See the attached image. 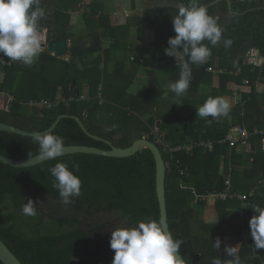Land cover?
Listing matches in <instances>:
<instances>
[{
    "label": "trees",
    "instance_id": "1",
    "mask_svg": "<svg viewBox=\"0 0 264 264\" xmlns=\"http://www.w3.org/2000/svg\"><path fill=\"white\" fill-rule=\"evenodd\" d=\"M199 2V5H202L201 1ZM78 3L79 0H49V4H46L44 0H39V7L44 9L45 15L39 21L38 30L41 32L48 29V42L58 40L79 42L70 32L71 27L69 26L73 14H75L74 11H77L79 7ZM92 3L88 8L90 11L85 12L84 20L89 29L87 38L93 43L89 47L79 46L75 43L70 49L72 61L83 60L98 52L101 50L102 42H127L130 29L146 27L144 26L146 15L129 17L126 25L114 26L102 5ZM134 6L135 0H132V8ZM218 7L223 8L222 6ZM215 9L208 10L209 15L214 18ZM71 11L73 13H70ZM237 11L241 14L229 16L227 22L221 27L223 31L221 41H219V51L223 55L237 59L238 63H242L246 56L247 45L251 43L252 48L256 49L259 55L264 58L263 5L255 1L247 6L238 5ZM145 12L149 13L148 20L155 31L153 41L155 43L150 49L151 52L147 51L146 66L166 71L171 76H175L174 79L177 81L181 69L175 57L167 55L165 50L169 47V38L176 35L173 30V16L177 14L178 9L152 7ZM97 14L99 16H96ZM226 40H231V45L226 46ZM204 44L212 47V59L216 45H212L207 40L204 41ZM2 56L3 54L0 53V57ZM41 58L44 59L40 68L31 67L19 61H11L7 57H3V61H0L5 74L0 88L12 98L9 104L5 99L0 98V123L30 133L44 132L54 124L59 116L70 115L80 118L90 134L110 141L114 146L127 148L133 144L135 140L129 138L116 139L117 134L121 131L119 123L113 122V126L109 125L107 121L105 122L106 119H112L109 117L110 115L114 114L115 116V111H112L114 108L107 109L106 107H110L108 105L101 107L95 99L98 94V86L104 80L103 76L106 75V72H101L98 69L100 60L79 74L82 77V73L87 71L90 75H94V78L89 81V101L75 100L69 107L60 106L58 109L49 110L54 112L53 116L48 113L47 109L20 103L19 101L22 99L21 83L26 77H30L34 81V86L30 89L31 97L35 98L34 100H51L54 91L60 92L63 98L68 99L74 96L76 88L79 89L80 95H83L80 77L72 72V61L71 63L60 62L46 53H43ZM185 60H188V57H185ZM210 62L203 65L202 69H198L195 64L190 65L192 95L198 93L201 83L204 82L199 70L205 73L206 68L212 67ZM52 63L57 64V69L61 70L60 66H62L65 70V75L59 82L50 81L43 74L45 66ZM252 69V66H242L240 76L226 75L225 78L227 81L236 80L239 84L248 78L253 85L260 75V70L253 73ZM21 73L22 81L18 87H15ZM35 82L41 85L44 92L39 98H37L39 94H37ZM227 92V89L223 87L219 92V97ZM258 93L253 86L252 92L248 95L250 101L245 107L242 109L237 106L236 110H229L225 119L232 115L234 118L232 125H229L227 120L213 123L215 118L211 116L193 122L190 118L181 116L180 110L161 119L160 131H166L165 141L171 145L183 144L190 138L220 139L235 124H243L253 134L250 139L254 150L253 163L247 170L248 178H242L237 182L233 181L235 189L243 187L246 194L252 188L257 187L256 194L250 199L251 205L243 221H241L237 210H234L221 216L216 223L199 222L198 219L206 202L201 201L193 206V190L198 195L206 196L210 192L223 189L224 174L228 173V165L236 156V148L231 151L228 148H217L213 152L197 149L189 156L176 155L173 159L162 153L164 161L168 165L166 166L165 187L169 229L175 240L183 242L179 254L187 264H212L215 258H219L222 264H225L227 260L232 259V257L222 255L226 237L222 229L223 226L228 225L232 230V235L238 237L244 231L250 230L249 222L255 214L252 208L256 205L264 207V150L262 149L264 136L254 134L255 129L264 130V94L259 96ZM158 95L162 97L163 92H158ZM191 104L195 103L191 102ZM151 105L158 104L154 102ZM7 106L8 111L6 110ZM86 111L87 115H85ZM241 113H244L243 118L240 116ZM185 120L190 121L181 126ZM52 132L63 138L64 147L88 146L111 150V147L105 142L88 136L71 117L62 119ZM147 140L155 143L153 136H149ZM38 151L39 146L33 142L31 137L0 132V155L20 161L29 159L30 153L33 157L38 156ZM223 156L226 157V169L220 173L219 164ZM60 162L65 163L82 181L81 194L78 197H72V202L67 205L62 202L58 190L53 187L55 178L50 171L55 164ZM73 165L78 166V171H75ZM233 172L234 168H232ZM156 173L155 158L149 150L122 159L85 154L68 155L22 169L0 164V239L23 264H112L113 259L105 261L99 258L100 249L94 248L95 251H90L94 247L93 245L102 240L103 233L111 239V235L106 229V223L96 222L94 219L103 214L117 213L124 216L130 227L139 221L161 219ZM255 184L257 186H254ZM26 198L38 202L35 205L37 211L35 216L23 214L22 208L27 203ZM230 202L233 201H217L216 209L218 210L221 204L227 206ZM5 206L11 207L13 213H6ZM45 213H49L51 216L46 219L49 224L45 226L50 233L42 234L39 232L40 228L32 225L33 231L39 234L30 236L27 233L16 231L12 226L16 214L26 216L34 224L40 225ZM63 215L67 216L63 217ZM84 223L86 227H82ZM196 223L198 224L195 225ZM65 225L73 226V228L62 231L61 229ZM54 230H58V232L52 233ZM217 238L221 240L220 249L215 247ZM83 253H90L94 258L93 261L87 263L77 261L76 257ZM238 256L242 264H264V249L255 250L253 239L242 244ZM0 264H2L1 261Z\"/></svg>",
    "mask_w": 264,
    "mask_h": 264
},
{
    "label": "crops",
    "instance_id": "2",
    "mask_svg": "<svg viewBox=\"0 0 264 264\" xmlns=\"http://www.w3.org/2000/svg\"><path fill=\"white\" fill-rule=\"evenodd\" d=\"M94 1L95 0H92L91 2H94ZM101 1L103 2V4H106L104 5L105 7L110 6L109 4H107V2L112 3L111 0H101ZM136 1H137V7H138V9L136 8V10L145 12L146 10L151 9L153 7V3L151 2V0H142L143 3L140 0H135V3ZM148 1L151 4L149 6H148ZM160 1L172 2L171 0H160ZM252 1H256L260 3L259 0H252ZM131 3H132V0H131ZM115 9L121 11L120 15H118L117 17L122 16L123 12L120 8H118L117 5ZM79 11H81V13L79 14L81 15V20L85 21L84 20L85 14L87 13V11L89 12L90 10L89 9L84 10V7L80 9V5H79V7L77 8V11H74V12L78 13ZM129 11H131L129 10V7L126 8V10L124 11L125 17L122 18L123 22H120V25H123V24L126 25V23L128 22L126 18H128L129 20V17H132L131 15L133 16L137 15V14L134 15L131 12L130 14ZM70 13H73V11H71ZM106 14L109 15V17L111 18V22H112L111 15L109 13H106ZM138 16L141 17L140 15ZM69 26L78 27L76 23L73 21L72 22L70 21ZM133 29H135L136 31H139V32H136L138 37L131 38V40L130 38H127V42H102L101 50L94 53L93 55H89L83 60L76 59L72 61V55H71L70 49L75 43L78 44L79 46L89 47L92 45L93 42H70L68 41L69 49L67 52V56L63 58H57L54 55L49 54L47 50L41 48L38 57H36L33 63L29 66L31 67L35 66V67L40 68L41 63L44 59V58H41V55H43V53H46L56 58L60 62L65 61L67 63H71L72 61L73 62L72 72L73 74L79 76L81 71H83L84 69L87 70V68L92 67L96 62H98V60H100L98 69L101 72H106V75L103 76L104 80H102L98 86V94H99L100 86L102 87V94L105 99V103L102 105L100 104L99 105L101 107L105 105L110 106V107H106L107 109L114 108V110L112 111H115L114 112L115 116L114 114L110 115L109 116L110 118L113 119L119 116V119H116L117 120L116 123H119V126L121 127V131L117 134L116 139H128L129 138L135 141L140 140V139L147 140L149 136H153V132L156 129L160 130V127L162 126L161 119L173 113H177L179 112V110H180L179 113L181 114V116H183L184 118L187 117V119L190 118V120H193V122H196L200 119H207L208 117H203V118L198 117L197 109L204 104V102L207 100L208 97L210 96L219 97V92H221V89L223 87H225L228 92L222 95V97L229 102L230 110L237 109V106H235L231 102L230 96L232 94V89L239 83H237L236 80L227 81L225 78L226 75H220V76L216 75V77L222 76V78H215V80H213V83L209 86L206 85L204 82H202L201 86L198 89V93L195 95L191 94L192 87L190 85L185 94H183L182 96H176L171 91V88H170V84L175 82L174 78L176 77L171 76L166 71L149 68L146 66V63H145L146 62L145 59L148 57L147 51L149 50V52H151L150 49L153 48V45L155 43L153 42L154 37H155L154 35L155 31L152 30L153 31L152 39L150 41H147L146 39H144V33H143V31L145 30L144 27H141V28L134 27ZM44 30H46L47 32L45 38H46V41H48L47 40L48 29H44ZM70 32L73 34L72 28H70ZM40 37H41V44H42L44 42V37L42 33H40ZM249 50L250 49H248V51ZM238 66L239 67L237 70L235 69L234 71H230L232 72V74H227V75H234L233 73H235L234 77L240 76V75L237 76L236 72L238 70H241L242 66H249L247 64V54L242 60V63H238ZM60 68L61 70L58 69L59 76L56 80L50 79L49 77L47 78L53 82L61 81L65 75V70L62 68V66H60ZM262 71H264V66L260 69V75L254 82V84L251 85V87L248 89V91H250L251 93L253 90V86H254L255 90L259 92L258 93L259 96H263L264 94V84L261 82L263 81V79L261 78ZM251 72L255 73V71H252V70ZM205 73L207 72L205 71ZM82 75H83L82 77L79 76L80 84L82 86V92H83V95H85L86 97H89V81L94 78V75H90L89 73H87V71L82 73ZM4 78H5V74L2 70V66L0 65V84L3 83ZM21 81H22V73L19 74L15 87H18ZM33 86H34V81L31 80L30 77H26L22 81L21 92H20L22 99L19 101L20 103L22 102L28 103L29 101L35 99L31 97L32 91L30 89L33 88ZM35 88L37 89V92H38L37 94H39L37 98L41 97L44 92L42 90L41 85L38 82H35ZM158 92H163L162 97H159ZM59 96H60V92H56L55 98L57 99L59 98ZM0 98L5 99L7 101V104H9L10 96L5 94V95H0ZM154 102H157L158 105H154V106L151 105ZM191 102H194L195 104L193 105L191 104ZM176 105H178L179 107ZM116 111L118 112L116 113ZM243 115L244 113H241L240 115L241 118L244 117ZM190 120H188V122ZM225 120H227V123H229V125H232V123L234 122L233 116L230 115L228 116L227 119H225V116H220L219 118H215L213 119V123H217V122L219 123L220 121H225ZM188 122L185 120L183 122V125L181 126H184ZM235 125H241V124H235ZM241 126H244V125L242 124ZM263 141H264V138L262 140V143ZM262 149L264 150V143L262 145ZM253 152L254 150L252 148V143H250V141L248 143L241 144L238 146V148H236V156L228 165L229 166L228 172L230 168H234V172L232 174L233 181L237 182V181H240V179L242 178H245V179L248 178L247 170H249V168H251L252 166ZM225 158L226 157L223 156L220 161V164H219L220 173L224 172V170L226 169L225 168L226 167ZM227 174L225 173L224 177H226ZM260 183H262V181ZM254 186H257V185L255 184ZM251 187H253V185H251ZM241 188L242 189L236 188L237 192L239 194H245V191L243 190L244 188L243 187ZM254 188L257 189V187H254ZM216 204L217 202L212 199L210 200L209 203L206 202V206L204 207L202 214L200 215V218L198 219L199 222H205L207 224L216 223V221L221 216H225L227 212H232L234 210L235 211L237 210V212H239V209L243 207L241 202L237 200L230 202L227 206L221 204L218 210L216 209ZM197 224L198 223H196L195 225ZM222 229L226 236L224 240V244H223V249H222V255L225 257H229L227 252L225 251L226 246L236 247L237 248L236 255H239L241 248H242V244L247 243L249 240L253 239L251 236V230L244 231L240 236L237 237L235 235H232V230L228 225H224Z\"/></svg>",
    "mask_w": 264,
    "mask_h": 264
},
{
    "label": "clouds",
    "instance_id": "3",
    "mask_svg": "<svg viewBox=\"0 0 264 264\" xmlns=\"http://www.w3.org/2000/svg\"><path fill=\"white\" fill-rule=\"evenodd\" d=\"M45 15L44 9L39 7V0H0V61L7 57L11 61H19L31 65L38 57L41 49L39 21ZM174 37L168 40L169 47L166 54L175 57L180 67V77L170 84L171 91L176 96H182L188 90L192 79V64L203 65L211 55V50L203 43L205 40L216 45L222 38L223 29L217 18L209 15L207 9L199 6L196 0H190L188 6L178 5V12L173 16ZM226 40L225 45H231ZM188 57V60H185ZM230 110L229 102L223 97H208L197 109L198 117L227 116ZM32 140L39 146L38 156L29 154V160L54 159L64 151V141L52 131L31 133ZM75 171L78 166L73 165ZM55 178L53 187L59 192L62 202L67 205L72 197L81 194V179L73 170L63 163H57L51 169ZM22 211L26 216L37 214L35 205L38 203L26 198ZM254 215L250 219L251 236L255 250L264 249V207L256 205L252 208ZM182 241L175 240L170 231L166 230L163 219H149L139 221L131 227H118L112 230L110 247L114 250L112 264H184V259L178 253ZM221 240H215V247L220 249ZM229 259L225 264H242L236 255L237 248L226 246ZM212 264H222L215 258Z\"/></svg>",
    "mask_w": 264,
    "mask_h": 264
},
{
    "label": "built area",
    "instance_id": "4",
    "mask_svg": "<svg viewBox=\"0 0 264 264\" xmlns=\"http://www.w3.org/2000/svg\"><path fill=\"white\" fill-rule=\"evenodd\" d=\"M74 20V14L73 19ZM247 64L249 66H252V71L260 70L264 66V58L261 57L258 53V51L254 48L250 49L247 53ZM205 71L209 74L213 75H227L232 74V72H228L227 70H223L220 68H213L208 67L205 69ZM235 75V73H233ZM237 76L241 74V70H238L236 72ZM251 87L250 80L247 78L243 80L242 84H237L232 89V94L230 96L231 102L235 106H240L242 109L245 107V105L250 101V98L248 95L250 94V91L248 89ZM8 95L6 92H4L0 88V95ZM9 96V95H8ZM96 101L98 104L102 105L105 103V99L102 94V87L99 88V94L96 96ZM89 101L90 97H86L85 95H80L78 99L75 98V96H72L71 98L65 99L60 94L59 98H55L54 100H31L26 104L30 107H37L47 110H55L58 109L60 106L69 107L70 104L75 101ZM12 101V98L10 97L9 103ZM8 111V106L6 108ZM254 134L264 136V130H255ZM253 134H251L244 126L241 125H234L231 126L228 130L227 134L220 139H206L203 137H200L198 139H189L187 142L179 145H171L168 142L165 141V132H161L160 130L156 129L153 132V136L155 139V144L160 148L162 153H165L166 155L170 156L172 159L176 155H186L189 156L193 154V152L197 149H202L208 152H213L217 148H228L229 150H232L234 148H238L239 145L248 143L251 139ZM264 143V141H263ZM168 166V165H166ZM232 168L229 169V172L227 176L224 179V185L223 189L219 191H213L210 192L206 196L198 195L195 190L192 191V194L194 196L193 199V206L197 205L199 202L204 201L209 203L210 200L214 201H234L237 200L241 202L243 207L239 209V217L241 221L245 218V215L247 213V210L250 207V199L254 197L256 194V188H252L249 193L245 194H239L233 183V175H232Z\"/></svg>",
    "mask_w": 264,
    "mask_h": 264
},
{
    "label": "water",
    "instance_id": "5",
    "mask_svg": "<svg viewBox=\"0 0 264 264\" xmlns=\"http://www.w3.org/2000/svg\"><path fill=\"white\" fill-rule=\"evenodd\" d=\"M151 2L153 3V7L156 9H165V8L178 9V5H179L177 3L170 1L151 0ZM201 2L205 6L207 11L210 7H214L220 3H225L228 6L229 10L232 9L233 4H239L244 6L252 4V0H201ZM259 2L264 7V0H259ZM41 48L47 50L49 54H52L57 58H63L67 56L69 45L67 40L47 42L45 38V41L41 44ZM251 48H252V44L249 43L247 45V49H251ZM210 59H211V55L207 58L206 62L203 65L208 64L210 62ZM203 65H198V66L196 65V66L198 69H202ZM261 78L263 79V81L261 82L264 84V71L261 72ZM55 94L56 92L54 91L51 98L52 100L55 99ZM74 96L76 99L79 98L80 96L79 89L77 88L75 89ZM87 113L88 112L86 111L85 115H87ZM68 117L73 118L88 136L108 144L111 147V150H101L98 148H92L88 146H65L64 153L56 158H60L68 155H75V154H85V155H95V156H103L108 158L122 159V158L132 157L144 150H149L152 152L156 162V171H157L156 184H157V195L160 204L161 219H163L165 223L166 230L170 231L168 224V213H167V205H166V187H165L167 167L160 148L155 143L150 142L146 139H140L134 141L133 144L127 148L114 146L112 142L90 134L80 118L70 115L59 116L54 122V124L44 132L54 131L58 126V124L60 123V121ZM0 132L16 134L24 137H31L30 132L23 131L21 129L15 128L13 126L5 125L2 123H0ZM54 159L40 160L39 158H35L32 160L26 159V160L17 161L0 155V164L12 168L22 169V168H31ZM178 256L179 258L183 259L179 253ZM0 261L2 262V264H23L1 239H0ZM184 264H187L185 260H184Z\"/></svg>",
    "mask_w": 264,
    "mask_h": 264
},
{
    "label": "rangeland",
    "instance_id": "6",
    "mask_svg": "<svg viewBox=\"0 0 264 264\" xmlns=\"http://www.w3.org/2000/svg\"><path fill=\"white\" fill-rule=\"evenodd\" d=\"M91 1L92 0H79L78 6L80 5V9L84 7V10H87L89 8V5L93 4ZM111 1H112V3L107 2V4L110 5L108 7H105L104 5H106V4H103V2L101 0L100 1L95 0L94 2L102 5V8L105 11L107 10L106 13H109L112 17V23L118 27L124 26L123 23H121L123 25H120V22H123L122 18L125 17L124 11L128 7H129V10H131V11H129V13L131 12L132 14H134V15L137 14L136 16L140 15L141 17L146 15L147 19L144 18V21H145L144 26H146V27H144L145 30L143 31L144 39H146L147 41H150L152 39V36H153L152 30H154V29L152 28V24L148 20L149 13L136 10V8L138 9L137 1H136L135 6L133 8H132L131 0H111ZM140 1L143 3L142 0H140ZM171 1L174 3H177L179 5L183 4L184 6H188V4L190 2V0H171ZM199 1L200 0H196V3L198 5L200 4ZM89 2H91V3H89ZM44 3L49 4V0H44ZM116 5L118 6V8H120L122 10V12H123L122 16L117 17L118 15H120L121 11L115 9ZM149 5H151V4L148 1V6ZM199 6H202V5H199ZM81 11L74 14L73 22H75L78 27H71L72 32H73L75 38H77L79 42H82V41L83 42H90V39L87 38V35L89 34V29L87 28L85 21L81 20V15H79L81 13ZM117 11H119V12H117ZM96 16H99V15L97 14ZM73 28H74V30H73ZM136 32H139V31H136L135 29H130L128 38H130V40H131V38L138 37ZM40 33L43 34L44 41H45V37H46V33H47L46 30H44ZM210 63H211V66L213 68H222L224 70H227L228 72L234 71L238 67V60L235 58L226 56V55H213ZM199 71L201 72L202 78H204V83L208 86L213 83V80H215V78H222V76L216 77V75L205 74L204 72H202V70H199ZM43 74L45 76L49 77L50 79L56 80L59 76V70L57 69V65H55V64L46 65L45 68L43 69ZM47 111L51 116L54 115L53 111H49V110H47ZM117 112L118 111H116V113ZM116 119H119V116L115 117L113 119H106L105 122L107 121L109 125L114 126L113 122H117ZM5 208H6V210H5L6 213H13V209L11 207L5 206ZM65 216H67V215H65ZM65 216L63 215V217H65ZM50 217L51 216L49 215V213H45V215L42 218V223L40 225H36L26 216L16 214L15 222L12 224V226L14 227V229L16 231H21V232L27 233L30 236H32L34 234H39V233H36L35 231H33L32 227H31L32 225H35L36 227L40 228V231H39L40 233L47 234L50 232L45 227L46 225L49 224L46 219H48ZM94 221H96V222L100 221V222L106 223V226H107L106 229L110 235L112 233V230H114L115 228L125 227V226L130 227L128 225L127 220L124 218V216L117 214V213L100 215L98 218H95ZM82 227H86V224L84 223ZM72 228H73V226L65 225L64 227H62L61 230L66 231V230H69ZM57 232H58V230L52 231V233H57ZM102 236H103L102 240L98 244L93 245L94 247H92V249L90 251H92V252L95 251L96 249H94V248L100 249L101 255L99 256V258H102L103 260L107 261V260L113 259L115 253H114V250L111 249V247H110V238L107 237L105 233H103ZM93 259L94 258L90 255V253H83V254H80L76 257L77 261L86 262V263L93 261Z\"/></svg>",
    "mask_w": 264,
    "mask_h": 264
},
{
    "label": "flooded vegetation",
    "instance_id": "7",
    "mask_svg": "<svg viewBox=\"0 0 264 264\" xmlns=\"http://www.w3.org/2000/svg\"><path fill=\"white\" fill-rule=\"evenodd\" d=\"M252 2L254 3L255 1H252ZM201 4H202V2H201ZM238 5L239 4H233L232 9L229 10L228 9V6L225 3H220V4H218V5L214 6V7H210L209 9H211V8H214L215 9L216 8L215 9L216 12H215V15L214 16H215V18H217L219 25L222 27L227 22L229 16H235V15L241 14L240 12L237 11V6ZM202 6L205 7L203 4H202ZM218 6H222L223 8H220ZM124 16H125V14H124ZM131 16H133V15H131ZM126 19L128 21V18H126ZM207 47H209V49L211 50V52H213V49H212L211 46H207ZM219 49H220V42H218L216 44L215 52H214L213 55H223V53L220 52ZM247 52H248V49H247ZM247 52H246V54H247Z\"/></svg>",
    "mask_w": 264,
    "mask_h": 264
}]
</instances>
